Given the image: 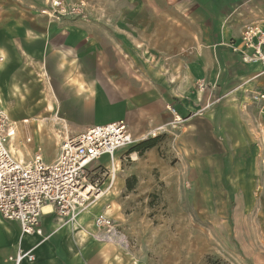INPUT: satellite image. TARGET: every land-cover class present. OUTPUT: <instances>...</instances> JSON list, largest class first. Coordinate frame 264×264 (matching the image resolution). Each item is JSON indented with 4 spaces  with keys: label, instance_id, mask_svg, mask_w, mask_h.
Here are the masks:
<instances>
[{
    "label": "crops",
    "instance_id": "obj_1",
    "mask_svg": "<svg viewBox=\"0 0 264 264\" xmlns=\"http://www.w3.org/2000/svg\"><path fill=\"white\" fill-rule=\"evenodd\" d=\"M65 1H84L87 17L53 20L42 14L46 0H0L4 109V94L11 108V93L25 90V109L33 115L23 122L38 126L35 135L59 126L60 142L94 125L125 120L136 140L121 150L129 152L130 165L156 161L157 147L132 150L148 140L168 141L177 125L175 110L182 123L172 140L204 180L212 175L221 182L226 175L233 189L264 185V106L251 99L264 89V67L243 64L231 48L240 45L246 25L264 19V0ZM36 86L48 95L30 104ZM93 208L69 230H58L65 220L47 212L45 242L21 241L19 225L0 215V264H13L19 246L36 248V261L23 264H125L111 251L100 253L98 262L78 258L73 241L94 224Z\"/></svg>",
    "mask_w": 264,
    "mask_h": 264
},
{
    "label": "rangeland",
    "instance_id": "obj_2",
    "mask_svg": "<svg viewBox=\"0 0 264 264\" xmlns=\"http://www.w3.org/2000/svg\"><path fill=\"white\" fill-rule=\"evenodd\" d=\"M114 65L117 68V60ZM34 90L29 94L30 104L48 95L37 91L38 86ZM9 100L11 108L4 94L5 110L16 122L11 149L15 147L21 156L12 151L15 157L27 162L39 152L46 163L53 162L62 142L56 136L59 126L42 127L35 135L38 126L23 122L33 115L27 114L30 108L25 109V90L11 93ZM41 111L30 110L36 115L43 114ZM174 115L177 125L168 133V141L158 139L156 161L130 165L126 157L129 152L115 155L113 188L91 207V217L94 223L96 215L109 208L107 215L120 230V240H101L95 224H91L84 238L73 241L78 258L98 262L100 253L105 251L106 256L111 251L125 264H264V185L233 189L226 175L221 182L212 175L204 180L189 163L191 158L184 157L180 143L177 146L172 140L182 123V118ZM108 159L92 166L91 180L102 189L110 183ZM57 220L60 222L58 216ZM49 228L55 229L52 223ZM61 229L69 230L68 224L62 223ZM87 246L92 247L90 252Z\"/></svg>",
    "mask_w": 264,
    "mask_h": 264
},
{
    "label": "built area",
    "instance_id": "obj_3",
    "mask_svg": "<svg viewBox=\"0 0 264 264\" xmlns=\"http://www.w3.org/2000/svg\"><path fill=\"white\" fill-rule=\"evenodd\" d=\"M46 2L42 14L50 19L87 17L84 1L76 4L65 0ZM231 48L243 64L264 67V19L246 25L240 45L232 44ZM198 87L201 91L207 89L203 82ZM251 99L264 106V89L254 92ZM15 135L16 122L0 109V215L5 221L19 225L21 241L24 237L41 238L42 242L49 238L43 222L45 206H51L50 214H56L68 224L107 195L116 178L115 155L136 143L128 123L119 120L94 125L75 137L66 136L52 163H46L39 152L25 162L16 158L11 150ZM103 157H108L112 164L107 173L110 183L106 189L91 180L92 166ZM94 224L101 240L119 242L120 230L107 214H98ZM35 249L25 251L19 246L10 261L13 264L33 263Z\"/></svg>",
    "mask_w": 264,
    "mask_h": 264
},
{
    "label": "bare ground",
    "instance_id": "obj_4",
    "mask_svg": "<svg viewBox=\"0 0 264 264\" xmlns=\"http://www.w3.org/2000/svg\"><path fill=\"white\" fill-rule=\"evenodd\" d=\"M0 109L1 110H3L4 112H6L7 113V111L0 105ZM179 120H180V118H178ZM106 157H103L101 160H103V159H105ZM109 161H110V159H108ZM110 165L112 166V164H111V162H110ZM114 168L116 169V171H117V166H116V163H115V166H114ZM106 196V195H105ZM95 204H93V205H91L89 208H87V209H85L84 211H82L81 213H79L77 216H76V218H75V220H73V221H71V223L72 224H75L77 221H78V218L80 217V215L81 214H83L84 212H87L92 206H94ZM52 211V209H51V207L50 206H45L44 207V212H51ZM71 223H68V225L70 226V224ZM78 227V226H77ZM75 228V227H74Z\"/></svg>",
    "mask_w": 264,
    "mask_h": 264
},
{
    "label": "trees",
    "instance_id": "obj_5",
    "mask_svg": "<svg viewBox=\"0 0 264 264\" xmlns=\"http://www.w3.org/2000/svg\"><path fill=\"white\" fill-rule=\"evenodd\" d=\"M157 139H152L145 141L144 143L138 145L136 148H134L132 151H139V152H144L147 149L153 148L157 145Z\"/></svg>",
    "mask_w": 264,
    "mask_h": 264
}]
</instances>
